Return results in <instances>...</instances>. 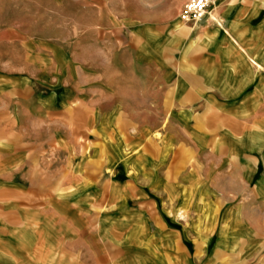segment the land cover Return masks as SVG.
<instances>
[{
	"label": "crops",
	"instance_id": "1",
	"mask_svg": "<svg viewBox=\"0 0 264 264\" xmlns=\"http://www.w3.org/2000/svg\"><path fill=\"white\" fill-rule=\"evenodd\" d=\"M0 264H264V0H11Z\"/></svg>",
	"mask_w": 264,
	"mask_h": 264
},
{
	"label": "built area",
	"instance_id": "2",
	"mask_svg": "<svg viewBox=\"0 0 264 264\" xmlns=\"http://www.w3.org/2000/svg\"><path fill=\"white\" fill-rule=\"evenodd\" d=\"M214 2L215 0H188L180 13V19L198 23L208 14V8Z\"/></svg>",
	"mask_w": 264,
	"mask_h": 264
},
{
	"label": "rangeland",
	"instance_id": "3",
	"mask_svg": "<svg viewBox=\"0 0 264 264\" xmlns=\"http://www.w3.org/2000/svg\"><path fill=\"white\" fill-rule=\"evenodd\" d=\"M14 3L11 0H0V28H3L8 19L16 14L15 11H12Z\"/></svg>",
	"mask_w": 264,
	"mask_h": 264
}]
</instances>
